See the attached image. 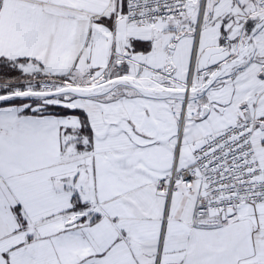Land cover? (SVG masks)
<instances>
[{"label":"snow or ice","instance_id":"6c2138e0","mask_svg":"<svg viewBox=\"0 0 264 264\" xmlns=\"http://www.w3.org/2000/svg\"><path fill=\"white\" fill-rule=\"evenodd\" d=\"M0 264H264V0H0Z\"/></svg>","mask_w":264,"mask_h":264}]
</instances>
